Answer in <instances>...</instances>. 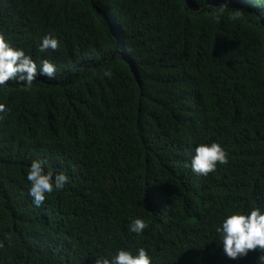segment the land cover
I'll use <instances>...</instances> for the list:
<instances>
[{
    "label": "trees",
    "instance_id": "1",
    "mask_svg": "<svg viewBox=\"0 0 264 264\" xmlns=\"http://www.w3.org/2000/svg\"><path fill=\"white\" fill-rule=\"evenodd\" d=\"M224 3L0 0V36L36 67L31 82L0 85V264H95L138 248L152 264L264 255L229 259L215 231L264 209V0ZM45 37L54 50L41 51ZM213 142L226 163L193 173L195 146ZM35 159L68 178L39 207Z\"/></svg>",
    "mask_w": 264,
    "mask_h": 264
},
{
    "label": "clouds",
    "instance_id": "2",
    "mask_svg": "<svg viewBox=\"0 0 264 264\" xmlns=\"http://www.w3.org/2000/svg\"><path fill=\"white\" fill-rule=\"evenodd\" d=\"M226 6L225 0L218 11H223ZM238 17L239 12H235L229 16V19ZM47 48L53 50L56 48V41L53 38L45 37L41 41V51ZM41 71L51 77L55 66L44 62ZM16 73L25 74L27 81L31 82L36 74V67L22 50L10 47L0 36V85H4ZM0 111H3V105H0ZM217 163H226V153L220 144L213 142L195 146L194 155L190 161L193 173L207 175L215 171ZM46 167L47 161L35 159L26 172V180L29 182L28 195L36 207L44 202L47 194L54 190H62L68 179L64 174L53 175L52 172L45 170ZM146 228L147 224L143 219L135 218L129 224L128 231L140 235ZM215 231L218 234L222 251L229 259L235 260L237 257H243L252 250L259 253L264 252V209L253 207L246 213L231 212L224 216ZM95 264H152V259L144 248H138L135 255L128 250L117 249L114 255L97 258ZM256 264H264V255L257 256Z\"/></svg>",
    "mask_w": 264,
    "mask_h": 264
}]
</instances>
